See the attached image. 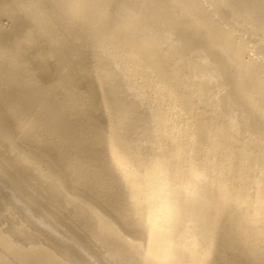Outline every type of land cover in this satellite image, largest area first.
Instances as JSON below:
<instances>
[{"label": "bare ground", "instance_id": "6f19581e", "mask_svg": "<svg viewBox=\"0 0 264 264\" xmlns=\"http://www.w3.org/2000/svg\"><path fill=\"white\" fill-rule=\"evenodd\" d=\"M0 264H264V0H0Z\"/></svg>", "mask_w": 264, "mask_h": 264}]
</instances>
